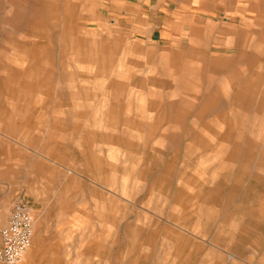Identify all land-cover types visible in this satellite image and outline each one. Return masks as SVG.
<instances>
[{
    "label": "rangeland",
    "instance_id": "obj_1",
    "mask_svg": "<svg viewBox=\"0 0 264 264\" xmlns=\"http://www.w3.org/2000/svg\"><path fill=\"white\" fill-rule=\"evenodd\" d=\"M111 3L0 0V230L27 206L26 264H264V0L163 42Z\"/></svg>",
    "mask_w": 264,
    "mask_h": 264
},
{
    "label": "crops",
    "instance_id": "obj_2",
    "mask_svg": "<svg viewBox=\"0 0 264 264\" xmlns=\"http://www.w3.org/2000/svg\"><path fill=\"white\" fill-rule=\"evenodd\" d=\"M221 1V2H220ZM227 0H112L111 15L122 17L136 36L163 42L181 38L192 17L222 15ZM246 0H236L241 2ZM238 4V9L241 10ZM240 12V11H239Z\"/></svg>",
    "mask_w": 264,
    "mask_h": 264
},
{
    "label": "built area",
    "instance_id": "obj_3",
    "mask_svg": "<svg viewBox=\"0 0 264 264\" xmlns=\"http://www.w3.org/2000/svg\"><path fill=\"white\" fill-rule=\"evenodd\" d=\"M33 220L26 205L17 203L0 230V264H17L32 240Z\"/></svg>",
    "mask_w": 264,
    "mask_h": 264
},
{
    "label": "bare ground",
    "instance_id": "obj_4",
    "mask_svg": "<svg viewBox=\"0 0 264 264\" xmlns=\"http://www.w3.org/2000/svg\"><path fill=\"white\" fill-rule=\"evenodd\" d=\"M31 215V213H30ZM32 217V215H31ZM33 236H34V222H33V225H32V240H33ZM31 244H32V241H31ZM31 246V245H30ZM30 248V247H29ZM28 248V249H29ZM22 259L24 260L25 259V264L29 262V260L31 259V252H29L28 250L24 253V255L22 256ZM22 259L20 260V262H22ZM19 264V263H18ZM22 264V263H21Z\"/></svg>",
    "mask_w": 264,
    "mask_h": 264
}]
</instances>
